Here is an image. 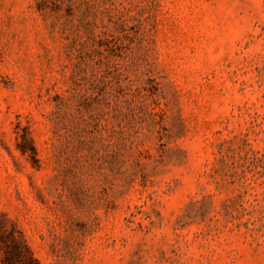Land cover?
Masks as SVG:
<instances>
[{
  "label": "rangeland",
  "instance_id": "374dc122",
  "mask_svg": "<svg viewBox=\"0 0 264 264\" xmlns=\"http://www.w3.org/2000/svg\"><path fill=\"white\" fill-rule=\"evenodd\" d=\"M264 264V0H0V264Z\"/></svg>",
  "mask_w": 264,
  "mask_h": 264
},
{
  "label": "trees",
  "instance_id": "16d2710c",
  "mask_svg": "<svg viewBox=\"0 0 264 264\" xmlns=\"http://www.w3.org/2000/svg\"><path fill=\"white\" fill-rule=\"evenodd\" d=\"M14 256L19 257L20 253L18 251H12L11 254H8V251H4V258L2 260V264H10V261L13 260Z\"/></svg>",
  "mask_w": 264,
  "mask_h": 264
}]
</instances>
